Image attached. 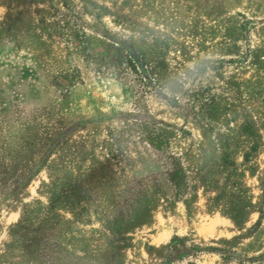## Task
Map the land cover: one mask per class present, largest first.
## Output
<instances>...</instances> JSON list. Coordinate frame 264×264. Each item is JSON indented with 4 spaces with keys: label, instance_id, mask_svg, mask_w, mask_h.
<instances>
[{
    "label": "rangeland",
    "instance_id": "rangeland-1",
    "mask_svg": "<svg viewBox=\"0 0 264 264\" xmlns=\"http://www.w3.org/2000/svg\"><path fill=\"white\" fill-rule=\"evenodd\" d=\"M0 264H264V0H0Z\"/></svg>",
    "mask_w": 264,
    "mask_h": 264
},
{
    "label": "trees",
    "instance_id": "trees-1",
    "mask_svg": "<svg viewBox=\"0 0 264 264\" xmlns=\"http://www.w3.org/2000/svg\"><path fill=\"white\" fill-rule=\"evenodd\" d=\"M96 60L108 68L118 72L131 71L147 89L161 96L168 80V69L163 60L150 62L145 59L138 48L128 39H120L110 45L106 55L97 56ZM148 127V125H147ZM149 128V127H148ZM150 143L157 149H162L166 140L160 135L149 133Z\"/></svg>",
    "mask_w": 264,
    "mask_h": 264
}]
</instances>
